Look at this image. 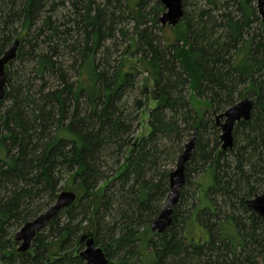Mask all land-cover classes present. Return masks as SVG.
Masks as SVG:
<instances>
[{
  "label": "trees",
  "instance_id": "obj_1",
  "mask_svg": "<svg viewBox=\"0 0 264 264\" xmlns=\"http://www.w3.org/2000/svg\"><path fill=\"white\" fill-rule=\"evenodd\" d=\"M257 2L183 0L180 24L163 27L160 0H0V58L20 40L0 101V264H85L86 235L110 264L264 257V219L247 206L264 192ZM245 99L251 118L223 150L218 117ZM195 130L172 224L158 234L151 224ZM62 192L76 202L20 253L17 232Z\"/></svg>",
  "mask_w": 264,
  "mask_h": 264
},
{
  "label": "water",
  "instance_id": "obj_2",
  "mask_svg": "<svg viewBox=\"0 0 264 264\" xmlns=\"http://www.w3.org/2000/svg\"><path fill=\"white\" fill-rule=\"evenodd\" d=\"M165 12L160 17V23L163 27H176L184 17L183 0H160ZM258 11L264 23V0H258ZM20 40H17L13 46L0 58V101L6 95V67L13 62L18 53ZM253 110V101L245 99L235 106L228 109L224 114L218 117L221 127L222 149L229 150L233 148V130L234 127L242 121L248 122ZM197 131L195 130L189 141L186 143L183 153L179 156L176 168L170 174V193L167 202L161 210L159 216L151 224V230L158 234L164 233L172 224L173 208L179 203L181 192L186 183L185 170L189 163L193 150L195 148ZM77 199L73 192H62L57 198L56 203L35 220L26 223L16 234L15 241L19 243L18 251L20 253L28 252L34 239L45 228L46 224L53 220L60 212L70 208ZM249 209L264 219V192L255 196L247 202ZM81 242L85 249L80 256L85 264H110V260L103 251L95 244L92 235L83 236Z\"/></svg>",
  "mask_w": 264,
  "mask_h": 264
},
{
  "label": "rangeland",
  "instance_id": "obj_3",
  "mask_svg": "<svg viewBox=\"0 0 264 264\" xmlns=\"http://www.w3.org/2000/svg\"><path fill=\"white\" fill-rule=\"evenodd\" d=\"M155 2V1H154ZM154 2L150 5H154ZM160 8H164L163 4L160 2V5H159ZM165 12V9L163 11H161L160 13V17L162 16V14ZM165 36H171V33H170V30L166 28L165 30ZM147 75H143L142 76V82L143 81V78L146 79ZM150 84H151V81H150ZM152 85V84H151ZM151 104V107L154 108L156 106V104L154 102H150ZM197 107H200V109H203L204 106L202 104L198 105ZM198 109V108H197ZM150 130L148 129L147 126L143 125L142 128H140L137 136H141V135H147L149 134ZM176 168V166L174 167V169ZM85 249V247L83 248V250ZM256 264H264V257H260L257 261H256Z\"/></svg>",
  "mask_w": 264,
  "mask_h": 264
}]
</instances>
